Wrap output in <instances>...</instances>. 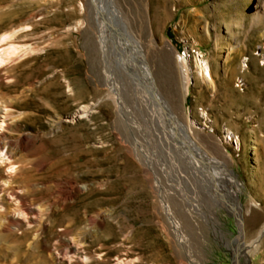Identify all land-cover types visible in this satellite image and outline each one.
<instances>
[{
    "label": "rangeland",
    "instance_id": "obj_1",
    "mask_svg": "<svg viewBox=\"0 0 264 264\" xmlns=\"http://www.w3.org/2000/svg\"><path fill=\"white\" fill-rule=\"evenodd\" d=\"M113 4L179 123L240 182L242 233L119 100L87 0H0L23 54L0 67V264H264V0Z\"/></svg>",
    "mask_w": 264,
    "mask_h": 264
},
{
    "label": "bare ground",
    "instance_id": "obj_2",
    "mask_svg": "<svg viewBox=\"0 0 264 264\" xmlns=\"http://www.w3.org/2000/svg\"><path fill=\"white\" fill-rule=\"evenodd\" d=\"M87 6L91 16L90 22L96 26L99 33L101 50L108 69L111 71L112 83L119 89L120 93H117L120 95L119 100L122 101L121 97L125 98L128 105L141 115L147 126L154 132L156 140L168 158L172 159V156L176 155L177 158L182 159L186 172L190 173L191 178L202 187L203 194L207 196L211 208L224 209L231 215L238 216L237 225L241 232L243 226L238 195L240 182L227 166L203 151L188 134L186 126L179 123L176 115L158 92L145 54L138 41L128 30L120 11L114 6L113 0H87ZM9 34L0 36V43L7 41L11 36ZM9 42L7 41L5 46L0 45V67L4 62L13 60L16 54L21 51L18 46ZM187 58H184L185 62H188ZM180 64L182 65V63ZM194 64L196 73L212 82L209 62L197 54ZM181 67H183L181 70L183 87L187 92L189 70L185 66ZM228 134L227 132L225 141L229 139ZM250 141L254 143L255 139L252 138ZM4 157V153H1L0 160H5ZM184 179L189 181L186 177ZM26 210L28 213L29 209ZM210 212L213 221H218L216 211L210 209ZM5 223L7 224V222ZM241 239L237 238L233 241L234 247H241ZM236 260L240 264L238 255Z\"/></svg>",
    "mask_w": 264,
    "mask_h": 264
}]
</instances>
